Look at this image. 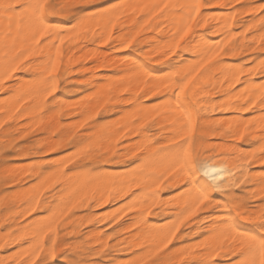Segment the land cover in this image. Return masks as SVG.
I'll list each match as a JSON object with an SVG mask.
<instances>
[{
  "label": "snow or ice",
  "instance_id": "obj_1",
  "mask_svg": "<svg viewBox=\"0 0 264 264\" xmlns=\"http://www.w3.org/2000/svg\"><path fill=\"white\" fill-rule=\"evenodd\" d=\"M237 6L244 15L259 19L260 32L264 33V0L248 5L241 0H236L235 5H214L211 0H161L159 3L0 0V93L5 99H14L21 107V102L32 98L39 85L42 99L50 105L49 111H63L54 93L62 76L69 71L67 68L63 73L60 71L66 42L92 37L108 44L119 26L118 35L123 39L115 46L116 50L134 49L121 62L132 64L137 91H132V81L128 86L122 85V91L128 95L110 94L104 106L86 113L88 119L77 128L79 131L96 117L103 119L102 113L107 111L114 113L112 123L104 125L110 134L97 136L91 131L100 125L101 121L97 120L91 129L80 134L79 139L70 136L68 141L57 146L71 149L63 159L42 162L41 166L51 164L57 171L51 176L47 175L49 168L39 172L41 192L27 199L28 214L37 213L33 217L31 235L27 232L17 234L12 240V243L24 240L27 244L28 258L24 264H37V261L39 264H102L91 257L108 253L112 245L102 240L98 247L84 249L68 240H60L61 225L76 209L93 204L97 194L107 203L113 194L117 197L127 195L125 187L131 191V185H125L118 175L107 170V166L123 164L135 172L147 163L145 157L149 153L144 152L139 158L144 163L133 160L128 164L121 158L126 154L118 155L112 150V142L119 145L131 129L125 122L127 118L122 116L125 109L117 110L109 105L128 104L136 108L150 98L149 93L161 102L139 117L130 114L133 123L145 127L149 118L155 119L162 111L170 118L172 135L168 139L171 147L165 149L169 153L166 166L162 171L154 168V175L150 177L152 183L144 186L152 195L136 210L133 224L136 232L132 235L137 236L134 245L137 250L122 264H264V207L253 211L254 205L250 202L259 198L264 205V35L259 37V63L246 69L224 58L257 50L255 34L251 38L248 36L255 25L249 26L239 37L228 32L218 43L216 25L208 31L201 30L208 28L209 21L216 18L217 13L222 17L226 8L232 9L223 18L225 27H230L227 21L235 23L239 15ZM169 23L176 28L171 38L167 34L157 37L158 32L164 33ZM125 30L127 35H124ZM145 49L152 53L151 57L145 59L136 55L143 54ZM192 53L196 55H189ZM190 59L195 63H189ZM225 83L230 91L224 95L237 102V118L229 122L227 138L219 151H209L204 148V131L201 130L198 137L197 129H202L199 122L205 110L203 105L210 102L206 98ZM141 84L153 87L144 91ZM0 110L8 117L0 123L3 128L16 117L9 115L8 109ZM15 111L19 112V108ZM240 113L248 115L240 119ZM23 116L21 112L20 117ZM141 120L145 123L141 124ZM26 135L27 132L19 139L24 140ZM217 135L223 136V132L217 130ZM246 138L247 142L236 143ZM250 142L258 146L253 147ZM159 143L162 141L151 145L149 152ZM57 147H51V151L56 152ZM128 152L135 156L137 150L128 149ZM218 158L232 160L240 175L228 168L229 180L220 183L219 170L209 165L210 160ZM253 162H258L261 170L251 173L250 178L249 166ZM133 164L137 168H132ZM32 167L35 171V165ZM61 176L70 181L75 178L72 199L49 205L45 198L42 204L43 192L53 195L50 189L55 188L63 196V190L57 187L61 184ZM132 183L144 191L138 181ZM250 185L253 187L251 197L230 190ZM256 185L260 187L259 194L254 190ZM168 188L171 191L165 192ZM129 199L135 204L140 196L132 192ZM99 203L96 201V205ZM132 210L131 205H126V210L120 211L126 215ZM166 212L171 215H164ZM158 216L164 219L162 225L153 221ZM88 223L94 221L89 219ZM185 237H195L196 242L188 243ZM107 239L111 240L112 236L107 235ZM7 245L6 240L0 243V248ZM132 248L133 245L128 246V250ZM19 256V253L7 256L0 259V264H20Z\"/></svg>",
  "mask_w": 264,
  "mask_h": 264
},
{
  "label": "rangeland",
  "instance_id": "obj_2",
  "mask_svg": "<svg viewBox=\"0 0 264 264\" xmlns=\"http://www.w3.org/2000/svg\"><path fill=\"white\" fill-rule=\"evenodd\" d=\"M130 2H133V0H129V1L127 0V3H130ZM241 2L243 4H246V5L257 4V3H259V0H241ZM212 3L214 4V2H212ZM235 3H236V0L233 1L232 5H235ZM237 8L239 10V15L237 16V19L234 23L233 34L237 35L239 37L240 33L245 32L248 29L249 26H247V25H249L254 18H250L247 15L245 16L243 14V10L239 9V6H237ZM213 25H215V22L208 25V28L201 29V30L202 31H208L209 28H213ZM243 27H245V28H243ZM260 27H261L260 23L255 24V26L252 27V31L250 33H248L249 38H251L253 36V34H255V36L258 35V33L260 32ZM257 30H259V31H257ZM120 31H121V28L117 27V29L113 32V36H115V37L119 36L117 34H119ZM214 31L216 33V42L217 43L220 40L225 38V35H222L221 32L217 30V27L214 29ZM125 32H127V31L125 30ZM148 35H151V33H149ZM220 35H222V37ZM110 42L108 44L100 47V48H101V50H102V48H104L102 51L107 53V55L110 59H114L115 61H119V63L117 64V66L114 69H106V70L100 69V70L94 71L93 73L97 77L103 76V75H109V76L112 75L111 77H114V78L119 77L121 74L119 72V67H120V63H121L122 59L124 60V57L128 53H132L134 50V49H123V48H121L120 51H117L114 48H116L115 46L120 44V43H115L113 40ZM72 43H73V41H68L64 45V48H63L64 55L62 57V64L60 67V69H61L60 71L62 73H63V68H64V60H65V57L67 55V48ZM64 49H66V50H64ZM146 52H147V49H145V52L143 54L136 53V55H142L145 59L151 57V56H147ZM122 55H125V56H122ZM189 55L193 56L192 54H189ZM120 56H122V57H120ZM133 58H131V59H133ZM225 58H227V60H229L228 58H230V57H225ZM173 59H174V57H173ZM259 60H260V53H259V44L257 42V50L255 52H243L237 58H235L233 60V62L238 63L239 65L244 66L245 68H249V67H252L250 65H256ZM254 61H257L256 64L255 63L253 64ZM153 66L159 67L160 65H153ZM78 77H81V76H78ZM25 79H28V77L25 76ZM67 82H69V83H67ZM76 86H78V87H76ZM79 88L82 89V85H80L79 83H76V82H71L70 79L65 81L63 76H62V78L60 80L59 87L57 88V91L54 93V95L57 97L58 103H60L62 106L72 105V104H74L73 101L75 100L76 96L71 91L79 89ZM117 95H128V94L118 92ZM140 95H143V94L140 93ZM149 96H150V98L144 100L143 104L146 103L145 105L149 106V107L156 106L159 102L158 103H154V102L160 101V99L158 97H155V96H151V95H149ZM0 97H4L3 93H0ZM223 97L226 98V96L224 94H221L219 90L212 91L211 97L209 98V100H206V101H210V102H206L205 105H203L205 110L201 113V119L199 122L200 125L202 126V129H201V127H198L197 136L199 137L201 130L204 131V133H205L204 139L206 140V143L204 144V148L209 150V151L212 149L219 151V146L224 142V139L227 138V135H228V124H229V122H227L228 121L227 119H229L232 116V114L221 111V106L224 103ZM221 98H223V99L221 100ZM216 101H220L219 102L220 106L218 105V102H216ZM225 102H226V100H225ZM21 103L23 105L22 107L20 104H16L18 106V108H20L19 111H22V109H25L27 107L28 108L29 107H35L38 110V115L42 117V121H41L42 125L45 126L52 121L59 120L60 123L62 122L61 127L65 128L64 126L67 125L66 127H70L71 134H73V135H74V133H78V134L83 133L85 131V129H87V126H89L90 121H92L93 123H96L97 120H100L101 121L100 124H106V123L108 124L109 121H111V117L114 115V113H110V112L105 111L104 113H102L103 119H101V117H96L93 120H89L88 124L85 125L86 127L80 128L79 131H77L76 126H73L71 124L72 121L75 120L76 118L70 117L69 115H67V112L64 109L62 112L60 109H57V111L54 114L55 116H52L51 115L52 112L49 111L50 105H47L44 102L41 95H39V98H37V100L34 98H29V99H26V101H22ZM150 103L154 104V105H151ZM109 107H113V105H109ZM127 107L132 108L131 105H127ZM213 108L215 110H212ZM223 115H225V116H223ZM247 115L248 114H245L244 117ZM222 116H223V118H219ZM7 118L3 117V115L0 114V119H1L0 123H3ZM71 119H72V121H69ZM13 120L9 121L8 124H5L3 128H0V225H3V227H0V234L3 235L2 237H0V243H3L6 240L8 241L7 247L0 248V254L2 253L0 255V259H4L7 256H16L21 251L19 254L22 256H19L18 259L20 260V264H24V260H26L28 258V254H27L28 252L26 250L27 244L25 243L24 240H20L19 243H12V240L17 238V234H20V235L25 234L24 233V229H25L24 227H31L32 222H33V217H35L37 215V213H32L31 215H29L25 209L27 207V199L32 197L30 195L31 194L38 195L39 192H41L39 187H38V189H36L35 187L32 188V186H33V184H35V186L37 187L38 186L37 182L39 184L41 183L40 181H38L37 176H38L40 171H43L44 168L51 169L47 173V175H49V176L56 173L53 170L54 166H52L51 164H47V165L43 164V166H41L43 161H54V160H57L58 158L62 159L65 156V154H67L66 152L71 151V149L69 148L66 150L63 147H57L56 152H53L51 150L47 151V152H45V150L41 151L40 149H37L38 140L45 138L47 136V134H44L43 132L40 131V128L42 126L40 124L30 123V118L27 116H23V118H20L17 121H13ZM157 120H158L157 116L155 117V119L149 118L145 127H141L140 124L138 126H137V124H134L133 119H132V121H130V123H129L130 124L129 128L131 129V131H129L130 138H127V136H126L125 139L123 141H121V143L119 145L115 144V142L113 141L112 142V146H113L112 148H114L113 151L117 152L118 155L119 154H126V155H122L123 156L122 159H124L126 163L131 164V162L133 160H137L138 162H140L139 158L141 157V155L143 156L144 152H149V148H150L149 145L156 144L157 141H162V143L157 144V146L149 152L150 154L153 151L156 155H158L157 153L165 151V149H168L169 147H171L169 139H168L172 135V130H171L169 122H165L164 124L159 126V125H157ZM224 120L226 122H224ZM140 123L144 124L145 122L142 120V122L140 121ZM62 124H64V126ZM31 125H34V126H31ZM35 130H37V131H35ZM217 130H220L221 132H223V136L217 135ZM25 132H27V135L25 136V140H22L23 141L22 142L19 139V137L21 135H24ZM165 134H166V136H165ZM143 137H145L144 139L147 141V142H145V144H144V142H143V144H141L142 141H145V140H142ZM136 138H138L139 140L138 139L135 140ZM117 139H118V137H117ZM65 140L63 139L62 142H66L69 139L66 141ZM62 142H60V144ZM163 142H165V143H163ZM245 142H247V138H246V141H236V143H245ZM123 143H125V144H123ZM250 143L253 144V147L258 146L255 144V142H250ZM26 144H28L29 146H28L27 151H24L23 147L26 146ZM146 144H148V145H146ZM33 145H35V147H33ZM208 145H210V146H208ZM142 146H145L147 149L145 147H142ZM132 147L137 149L135 156H133L131 152H128V149H130V148L133 149ZM10 149H11V151H10ZM14 149H15V151L17 150L16 153H15ZM141 149L143 151H141ZM140 151L143 154H141ZM164 153H168V152L165 151ZM156 155H154V157ZM161 155L162 156H158L157 158H161V159L164 158L165 161H167V158H168L167 156H169V155L168 154H161ZM164 155H167V156H164ZM54 156H57V157H54ZM140 163H144V162H140ZM159 163H161V162H159ZM162 163H163V159H162ZM33 165H35V169H36L35 171H33V167H32ZM157 165H158V167H160L159 164H157ZM133 166H135V164H133L132 167ZM144 166H146L145 167V169H146L147 168L146 163H144ZM23 167H25V168H23ZM69 167H74V165H69ZM162 167H164V166H162ZM249 167H250V173H249L250 178H251V173L259 172L261 170V165L258 162H253V164ZM124 168H126V167L123 164H121V165H108L107 166V169L110 172L119 173V171H120L121 175H120V173L116 174L119 177L126 176L125 174L127 173L126 177H122V178H126V179H128L130 177L132 178L133 177L132 174L136 173V172H132L130 168H128V169H130L129 171L132 173H130L129 171H126L128 169H124ZM134 168H137V165ZM112 170H114V171H112ZM117 170H118V172H115ZM162 170L163 169H161V171ZM65 171H67V169H65ZM124 171H126L125 174H124ZM145 171H147V170H141L140 169L138 172L139 173H145ZM234 172L236 173L237 176L240 175V173L237 172L236 169ZM153 175H154V173L151 174V177ZM147 178H148V176L144 177L143 179L140 180L139 183H142L141 182L142 180L146 181ZM60 180H61L62 184L57 185V187L61 188L63 191H65V193L67 190L69 192L66 193V195H64L65 193H63V196H62L63 198L61 196L59 197L60 201L57 198V196H59L60 192H57L55 188L50 189L51 192L55 193V194L53 193V195L55 196V200L53 199V195H49V192H43L42 196L40 197V201L42 204L44 203L45 198L47 199L48 204L52 205L54 203L62 204L63 199H64V203H65L68 201V199L70 197H72L70 195H72L74 193H73V191L70 190L69 185L66 183L67 178L61 176ZM35 181H36V183H35ZM31 183H33V184H31ZM29 184L32 186H30ZM129 184L132 187L130 194L125 196L124 198L118 199V200H116L113 203L108 204V205H102L101 204L102 200H101V202L98 205L94 206L96 204V201H100V199L97 198L95 201H93V204L88 205L85 208H78L73 213L69 214V216L65 219L64 223L61 225L60 240H68L71 243H73L74 245H79L84 249H89L92 247H98L99 243L102 240L104 242L106 241V243L112 245V249L108 253H105L102 256L91 257L93 259L101 261L102 264H104V263L105 264L106 263L113 264V262H115V264H122L123 261L128 259L127 257L130 256L129 257V259H130L133 255V252L137 250V249H135V247H133L131 251L128 250V246L134 244L135 240L137 238V236L133 237V235H132L133 232H136L135 228L133 227V224H134L133 222L136 219L133 220V218H136L137 211H136V209L133 208V210L131 212L127 211L128 215L127 214L125 215L123 211H122L123 213L120 212V209L126 208L127 204H125V201H128V203H129V201H131L129 199V197H130L132 192H134V191L136 192L138 190H139L137 192L138 194L143 193V192H141L140 189H138L136 187V185H134V184L132 185L131 183H129ZM142 184L143 185H141V187L144 188V191H146L145 192V195H146V194H148V192L146 190L148 188H146L144 186L146 184H150V183L145 182ZM30 189H31V191H30ZM27 190H28V192H26ZM230 190L236 192L237 195H241V196L251 197L253 194V187L251 185L248 187H242L241 189H237V190L236 189H230ZM254 190L257 194L260 193V187L258 185L255 186ZM36 191H39V192H36ZM148 191H149V189H148ZM169 191H171L170 188L165 189V192H169ZM18 193H22V194H18ZM150 193L151 192H149V194L146 195V198H148L149 195H151ZM16 195H19V196H16ZM217 195H221V194H217ZM143 197H145V196H143ZM141 198L137 202V205L139 204V202L142 203L143 200H141ZM142 199H144V198H142ZM250 202L254 205V208L252 209L253 211H255L256 209H260V208L264 207V205H261L259 198L255 199V200H251ZM130 203H131V206L136 204V203L133 204L132 202H130ZM123 206H124V208H123ZM108 209L110 211L114 210V212L117 211V209H118L117 214L112 213V211L109 212ZM21 210H24V211H21ZM98 212H101V213H98ZM104 212H106V213H104ZM24 213H26V214H24ZM102 213H104V215ZM108 213H112V214L108 215ZM20 214H24V215H20ZM113 214H115L114 217H113ZM132 215H136V216H132ZM164 215L170 216L171 214L166 212ZM84 216H87V217L82 218ZM131 216H132V218H131ZM11 218H13V220ZM89 219H92L94 221V223L89 224L88 223ZM101 219H103V220H101ZM5 221H7V224L4 223ZM153 221L155 223L161 224L162 222H164V219H163V217L158 216V217L153 218ZM98 222H100V223H98ZM81 223H83V224L80 227ZM22 224L23 225L26 224V225L23 227ZM9 225H10V227H9ZM126 225H128V226H126ZM120 231H123L124 233L120 232ZM9 233H12V237H11V235H9ZM65 233H67V235H65ZM107 235H111L112 239L108 240ZM125 236L127 238H131V239H127ZM99 237H101V238H99ZM83 239H84V241H83ZM89 239H91V240H89ZM96 239H98V240H96ZM185 240L188 243L196 242L195 237H185ZM87 241H90V242H87ZM58 243H59V241H58ZM19 246H20V251L18 249ZM23 249L26 250L27 253L25 251H24L25 252L24 253ZM58 251H59V249H58ZM106 255H107V257H106ZM37 264H39V261H37Z\"/></svg>",
  "mask_w": 264,
  "mask_h": 264
},
{
  "label": "bare ground",
  "instance_id": "obj_3",
  "mask_svg": "<svg viewBox=\"0 0 264 264\" xmlns=\"http://www.w3.org/2000/svg\"><path fill=\"white\" fill-rule=\"evenodd\" d=\"M127 2V0H125ZM129 1V0H128ZM234 0H211V2H214L215 5H228V4H232ZM141 2H153V3H159L161 2V0H133V2H130V3H141ZM232 12V9L231 8H226L223 12V16L221 17V15L219 13L216 14V18H214L213 20L209 21V24L210 25L211 23L215 22V25L217 26V30L221 32L222 35H226L228 32H232L233 33V30H234V23H231L230 21H227V23H229L231 26L230 27H225V20L223 18H226L230 13ZM246 16V15H245ZM246 19V18H245ZM240 20V19H239ZM248 21V20H247ZM257 23H260L259 19H253L251 21V23L247 26H251V25H255ZM248 24V23H247ZM118 28H120L118 26ZM245 28V27H243ZM176 31V28L175 27H172V25L169 23L166 28H165V31L164 33H157V37L161 36V35H165L167 34L169 38H171V33H174ZM244 31V30H243ZM259 31V30H257ZM121 32V31H120ZM236 32V31H235ZM119 33V32H118ZM118 35V34H117ZM124 35H127V32L124 33ZM222 35H220L222 37ZM260 35H264V33H261L259 32L258 35H256V41L258 42V44L260 43L259 41V37ZM113 41L115 43H121V40L123 39L122 36H113ZM111 43V42H110ZM106 44H104L102 41L98 40V39H95V38H92V37H88L86 39H81V38H77L76 39V42H73L71 45L68 46L67 48V55L65 57V60H64V68H63V72H64V69L67 68L69 69V71L66 73L65 76H63L64 80L67 81V80H71V82H76V83H79L80 85H82V89H76V90H73L71 91L73 94H75L76 98L75 100L73 101L74 104L72 105H65L63 106V109L67 112V115H69L70 117H75L76 119L72 121L69 120V121H72V125L73 126H76V128H78V126L84 121V120H87L88 117L86 115V113H89L90 110L92 109H96L98 107H103L104 106V103L106 101V99L109 97L110 94H117L118 92L120 93H124L122 91V85L123 86H128V83L129 81H132V91L135 92L137 91L136 87H135V80H134V69H133V66L131 63H120V67H119V72L121 73L119 77L117 78H114V77H111L109 75H103V76H95L94 75V71L96 70H100V69H114L117 64L119 63V61H115L114 59H110L107 55V53H105L104 51H102L104 48H101L102 46H104ZM116 49V48H114ZM66 50V49H64ZM107 50V49H106ZM105 50V51H106ZM45 51H47V49H45ZM243 53V52H241ZM241 53H238V55L236 56H230V58H228L229 60H227V58H225L228 63H234L233 60L235 58H237ZM147 56H152V53L149 52L147 50L146 52ZM126 55V54H125ZM125 55H122V56H125ZM193 56H195L196 54L195 53H192ZM120 56V57H122ZM118 57V56H117ZM126 57V56H125ZM124 57V58H125ZM133 57H130L129 59H131ZM134 59V58H133ZM123 60V59H122ZM260 61V60H259ZM259 61H254L253 64L257 62V64L259 63ZM236 62V61H235ZM189 63H195L194 60H191L189 61ZM237 66H241L239 65L238 63H236ZM256 64V65H257ZM246 65V64H245ZM256 65H250L252 67L256 66ZM247 69V68H246ZM61 70V69H60ZM219 74V73H217ZM78 76H81V77H78ZM244 77L241 78V80L243 81ZM69 83V82H67ZM64 85V84H63ZM240 85H235V87L239 88ZM78 87V86H76ZM75 87V88H76ZM141 88H143L144 91H148L151 87H153L151 84H141L140 85ZM39 88L40 86L37 85V91H34L33 92V96L32 98L36 99L39 98ZM63 90V89H62ZM217 90L220 91L221 94H224L225 92H228L230 91V89L227 87V84L225 83L224 85H222L220 88H218ZM70 93V92H69ZM143 94V92H141ZM149 95H151L149 93ZM170 95V94H169ZM212 95V92L210 93V95L206 98V100H209V98L211 97ZM224 98V97H223ZM221 98V100L223 99ZM60 99V98H59ZM71 100V99H70ZM73 100V99H72ZM219 100V99H218ZM226 100V102H225ZM61 101V100H60ZM160 103L161 101H157V102H154V103ZM218 102V105H219V102L220 101H216ZM158 103V104H159ZM237 102L234 101V100H229V98L226 96V98H224V103L223 105L221 106V109H224V111L222 112H226V113H231L232 116L227 119L228 121L227 122H233L237 116H236V108H235V104ZM16 101L14 99H5L4 97H0V109H8L9 110V115H15L16 118L13 120V121H17L18 119H20V113L23 112L24 113V116H27L30 118V123H33V124H40L42 127L40 128V131L43 132L44 134H47V136L45 138H42V139H39L38 140V143H37V149H45V152L47 151H50L51 150V147H57L60 142H62V140L66 139L68 140L70 136H72L73 134H71V130H70V127H66L67 125L64 126V124H62L65 128H62L61 127V123L59 120H55V121H52L50 123H48L47 125H42L41 124V121H42V117L38 115V110L37 108L35 107H27L25 109H22V111H19V112H16L15 109L18 108V106L16 105ZM146 104V103H145ZM145 104H143V102L138 105L136 108H129L127 107L128 104H124V105H113V107L117 108V110L119 109H125L124 112H122V116L126 117L127 120L125 122H127L128 124L130 123V121H132L133 119V116L130 115V114H134V116L136 117H139L145 113L148 112V110L150 109H154L156 106H153V107H149V106H146ZM149 104V103H148ZM151 104V103H150ZM151 105H154V104H151ZM205 105V104H204ZM220 106V105H219ZM218 106V107H219ZM214 109V108H213ZM212 109V110H213ZM20 110V108H19ZM255 111V110H254ZM107 112V111H106ZM0 114L3 115V117H6L7 118V115L5 114V111H2L0 110ZM55 113H52L51 115L52 116H55L54 115ZM221 114V113H220ZM230 114V115H231ZM50 115V114H49ZM244 115L245 113H240L239 115V118L240 119H243L244 118ZM225 116V115H223ZM222 117H219V118H223ZM158 117V120H157V125L161 126L162 124H164L165 122H169L170 124V118L168 115H166L165 113H163L161 111L160 115L157 116ZM5 119V118H4ZM1 121V119H0ZM4 121V120H3ZM29 122V121H28ZM142 122V120H141ZM224 122H226L224 120ZM112 123V120L109 121L108 124H111ZM153 123V122H152ZM96 123H93L92 121L89 122V126H87V129H91V126L92 125H95ZM135 124V123H134ZM104 125L105 124H100L99 126H97L95 129H91L92 132H94L97 136H107L110 134L109 130L104 128ZM130 125V124H129ZM139 124H137L138 126ZM31 126H34V125H31ZM86 127V126H85ZM170 127H171V124H170ZM37 131V130H35ZM143 132V131H142ZM163 133V132H162ZM166 133V132H165ZM20 134V133H19ZM143 134V133H142ZM146 135V134H145ZM77 139H79L80 137V134L78 133H74V135ZM166 136V134H165ZM164 136V137H165ZM57 137H59V139H57ZM35 138V137H34ZM63 138V139H62ZM127 138H130V133L128 131V135H127ZM145 137L142 138V140H145L144 139ZM168 138V137H167ZM138 138H136L135 140H137ZM25 140V139H24ZM65 140V141H66ZM134 140V141H135ZM139 140V139H138ZM167 140V139H166ZM22 141V140H21ZM132 141V140H131ZM23 142V141H22ZM136 142V141H135ZM138 142V141H137ZM145 144V142H147L146 140L145 141H142L141 144ZM127 143V142H126ZM165 143V142H163ZM125 144V143H123ZM130 144V143H129ZM213 144V143H212ZM115 145V144H114ZM148 145V144H146ZM145 145V146H146ZM153 145V144H151ZM149 145V146H151ZM211 145V144H210ZM208 145V146H210ZM28 144H26V146L23 147L24 151H27L28 149ZM145 146H142V147H145ZM15 147V146H14ZM113 147V146H112ZM148 147V146H147ZM133 148V147H132ZM138 148V147H137ZM146 148V147H145ZM149 148V147H148ZM114 148H112L113 150ZM131 149V148H130ZM139 149V148H138ZM147 149V148H146ZM154 148H152L151 150H153ZM137 150V149H136ZM11 151V149H10ZM15 151V149H14ZM17 151V150H16ZM15 151V153H16ZM40 152V151H39ZM121 152V151H120ZM165 151H162L160 152L161 154H168L169 153H164ZM167 152V151H166ZM68 154V152H66ZM141 153V151H140ZM149 153V152H148ZM154 152L152 151V153L148 154V156L145 158V160L147 161L146 165H147V168L145 169L146 166H143V168H140L141 170H147L145 171V173H139L138 171L140 170H137L135 171L136 173L132 174L133 177L131 178H122V177H126V176H122L120 177L124 184L125 185H128L129 183H131L132 185L134 183H132L133 180H136L138 182H140L141 179H143L144 177L148 176V180L146 179V181L142 180L141 182L142 183H152L150 177H151V174L154 173V168L161 171V169H163L165 166H166V163L167 161H165L164 158L163 159V163H162V159L161 158H157L158 156H162L160 153H157L158 155H156L155 153L153 154ZM65 154V155H67ZM143 154V153H141ZM154 155H156L154 157ZM28 156V155H27ZM53 156V155H52ZM142 156V155H141ZM164 156H167V155H164ZM54 157H57V156H54ZM123 156H121L122 158ZM168 157V156H167ZM37 159V158H36ZM39 159V158H38ZM50 159V158H49ZM59 159V158H58ZM57 159V160H58ZM63 159V158H62ZM46 160V159H45ZM30 161V160H29ZM26 162V161H25ZM140 162H143V161H140ZM161 162V163H159ZM20 164V163H19ZM160 165V167H158V165ZM47 165V164H46ZM209 165L212 166V167H215L216 169L219 170V182L220 183H224L226 181L229 180V177H228V174H227V169L228 168H232L233 172L235 171V168L233 167V161L232 160H228V159H216V160H210L209 161ZM20 166V165H19ZM157 166V167H156ZM164 166V167H162ZM17 167V166H16ZM136 167L133 166L132 168ZM22 168V167H21ZM25 168V167H23ZM53 168V167H52ZM122 169V168H121ZM124 169H128L127 167L124 168ZM258 169V168H257ZM23 170V169H22ZM26 170V169H25ZM51 170V169H50ZM54 172H56V168L54 167ZM108 170V169H107ZM120 170V169H119ZM130 169L126 170V171H129ZM65 171V169H64ZM114 171V170H112ZM124 171V174L125 172ZM257 171V170H256ZM24 172V171H23ZM26 172V171H25ZM110 172V171H109ZM115 172H118L115 171ZM130 172V171H129ZM128 172V173H129ZM138 172V173H137ZM153 172V173H152ZM112 174H119L121 175V172L119 171V173H113V172H110ZM132 173V172H130ZM53 175V174H52ZM11 177V176H10ZM129 177V176H128ZM9 178V177H8ZM75 178H73V181H74ZM151 182H150V181ZM73 181H70L67 179V184L69 185V188L71 191H73V187H72V184H73ZM34 182V181H33ZM41 182V181H40ZM36 183V181H35ZM142 183H140V185H143ZM33 184V183H31ZM62 184V183H61ZM16 185V184H15ZM30 185V184H29ZM37 187L35 186V184L30 185L32 186V188H36L40 189V184L37 182ZM135 185V184H134ZM10 187V186H9ZM135 187V186H134ZM25 188V187H24ZM30 188V187H29ZM65 188V187H64ZM132 188V187H131ZM142 188V187H141ZM27 189V188H26ZM29 190V189H28ZM28 190L26 192H28ZM66 190V189H65ZM148 194L149 192H151L150 194L152 195V191L149 189H146ZM237 190V189H236ZM31 191V189H30ZM41 191V189H40ZM139 191V190H138ZM136 191V192H138ZM34 192V191H33ZM36 192H39V191H36ZM69 191L67 190L66 193H68ZM125 192H127V195L130 194V191H128V188L125 187ZM135 192V191H134ZM145 192L146 191H143V193H140L138 195H140L141 197V200H146V194L145 195ZM35 193V192H34ZM40 193V192H39ZM54 193V192H52ZM63 193H65V191H63ZM66 193L64 195H66ZM15 194V193H14ZM13 194V195H14ZM18 194H22V193H18ZM36 194V193H35ZM45 194V193H44ZM55 194V193H54ZM24 195V194H23ZM73 195V194H72ZM70 195V196H72ZM127 195H120L119 197L116 196V194H113V197L108 200L107 203H104L103 201L101 202V198H100V194H97L96 196V199L99 198L100 199V202L102 205H108V204H111L113 203L114 201L118 200V199H121V198H124L125 196ZM149 195V196H151ZM222 195V194H221ZM16 196H19V195H16ZM30 196H37V195H33L31 194ZM61 196V194H59V196H57L58 200H59V197ZM131 196V195H130ZM145 196V197H143ZM17 198V197H16ZM63 198V197H62ZM65 198V197H64ZM72 199V197H70L68 199V201ZM129 200V199H128ZM131 200V199H130ZM60 201V200H59ZM64 203V199L62 200ZM139 201V200H138ZM137 201V202H138ZM122 202V201H121ZM133 203V200L129 201H125V204L127 205H131V203ZM137 202L135 205H132V208L134 209H139L140 207V202L139 204L137 205ZM66 203V202H65ZM120 203V202H119ZM257 203V202H256ZM124 204V205H125ZM96 205V204H95ZM121 206V205H120ZM139 206V207H138ZM114 207V206H113ZM117 208V207H116ZM124 208V206H123ZM3 209V208H2ZM1 209V210H2ZM20 209V208H19ZM26 209V208H25ZM24 209V210H25ZM126 210V208H124ZM4 210V209H3ZM18 210V209H17ZM24 210H21V211H24ZM109 210V209H108ZM121 210V209H120ZM20 211V210H19ZM105 211V210H104ZM112 213H116L117 214V211L114 212V210H111ZM109 210V212H111ZM103 212V211H102ZM121 213H123L122 211H120ZM131 212V211H130ZM95 213V212H94ZM98 213H101V212H98ZM106 213V212H104ZM104 213H102L104 215ZM112 213H108V215L112 214ZM8 214V213H7ZM6 214V215H7ZM26 214V213H24ZM24 214H20V215H24ZM171 214V213H170ZM102 215V216H103ZM128 215V213H127ZM137 215V214H136ZM136 215H132V216H136ZM131 216V218H132ZM11 217V216H10ZM87 216H84L82 218H86ZM114 217V216H113ZM81 218V219H82ZM13 220V218H11ZM130 219V218H129ZM136 218H133V220H135ZM99 220V219H98ZM103 220V219H101ZM97 221V220H96ZM131 221V220H130ZM129 221V222H130ZM70 222V221H69ZM128 222V221H127ZM135 222V221H134ZM133 222V223H134ZM84 223V222H83ZM80 225V227L82 226V224ZM100 223V222H98ZM164 222H162L161 224H163ZM76 224V223H75ZM128 224V223H127ZM23 225V224H22ZM26 225V224H25ZM23 225V227L25 226ZM72 225V224H71ZM130 225V224H129ZM128 226V225H126ZM3 227V226H2ZM24 233H28V235L30 236L31 235V231H32V226L31 227H24ZM136 230V229H135ZM120 232H123V231H120ZM124 233V232H123ZM134 233V232H133ZM94 234V233H93ZM129 234V233H128ZM75 235V234H74ZM130 235V234H129ZM139 235V234H137ZM3 235L0 234V237H2ZM12 237V235H11ZM124 237V236H123ZM126 237V236H125ZM135 237V236H133ZM101 238V237H99ZM104 238V237H103ZM127 238V237H126ZM94 239V238H93ZM127 239H131V238H127ZM137 239V238H136ZM91 240V239H89ZM95 240V239H94ZM98 240V239H96ZM84 241V239H83ZM87 242H90V241H87ZM106 242V241H105ZM136 242V240H135ZM88 244V243H87ZM21 245V244H20ZM26 245V244H25ZM132 245H135L132 244ZM23 246V245H22ZM119 246V245H118ZM134 247V246H133ZM25 248V247H24ZM127 248V247H126ZM19 251H20V246H19ZM27 249H28V246H27ZM26 249V250H27ZM114 249V248H113ZM17 250V249H16ZM26 250L23 249V252ZM125 250V249H124ZM123 250V251H124ZM18 251V252H19ZM126 251V250H125ZM21 252V251H20ZM19 252V253H20ZM24 252V253H25ZM11 253V252H10ZM17 253V252H16ZM27 253V252H26ZM2 254V253H1ZM0 254V255H1ZM14 254V253H13ZM28 254V253H27ZM24 255V254H23ZM6 256V255H5ZM22 256V255H20ZM107 257V255H106ZM130 257V256H129ZM129 257H127L129 259ZM112 258V257H111ZM116 258V257H115ZM104 260V259H103ZM113 261V260H112ZM123 261V260H122ZM120 262V261H119ZM105 264V263H104ZM108 264V263H106Z\"/></svg>",
  "mask_w": 264,
  "mask_h": 264
}]
</instances>
